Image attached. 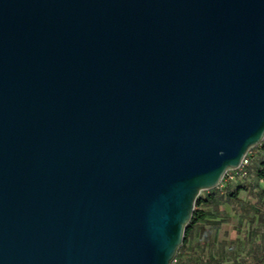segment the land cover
I'll list each match as a JSON object with an SVG mask.
<instances>
[{
  "label": "water",
  "instance_id": "water-1",
  "mask_svg": "<svg viewBox=\"0 0 264 264\" xmlns=\"http://www.w3.org/2000/svg\"><path fill=\"white\" fill-rule=\"evenodd\" d=\"M263 138L264 0H0V264H172Z\"/></svg>",
  "mask_w": 264,
  "mask_h": 264
},
{
  "label": "rangeland",
  "instance_id": "rangeland-1",
  "mask_svg": "<svg viewBox=\"0 0 264 264\" xmlns=\"http://www.w3.org/2000/svg\"><path fill=\"white\" fill-rule=\"evenodd\" d=\"M252 152L245 175L228 170L217 187L199 192L194 207L204 219L189 228L172 264H264V189L255 174L264 147Z\"/></svg>",
  "mask_w": 264,
  "mask_h": 264
},
{
  "label": "trees",
  "instance_id": "trees-1",
  "mask_svg": "<svg viewBox=\"0 0 264 264\" xmlns=\"http://www.w3.org/2000/svg\"><path fill=\"white\" fill-rule=\"evenodd\" d=\"M261 146L264 147V138L263 140L260 142ZM254 148V147H253ZM255 160V156H253L252 158V161ZM251 161V162H252ZM250 162V163H251ZM249 163V164H250ZM255 174L256 176L258 177V179H260L262 182H263V189H264V157L262 159H260L256 165H255ZM202 202V199L198 198L196 199L195 201V205H199L200 203ZM204 219V212L202 209H195L194 207V211H193V214H192V217L189 221V223L187 224L186 228H185V232H184V238H183V241L180 245V247H183L184 244L186 243V239H187V236L189 234V228L192 226L193 223L195 222H198V221H201ZM175 259V258H174Z\"/></svg>",
  "mask_w": 264,
  "mask_h": 264
},
{
  "label": "built area",
  "instance_id": "built-area-1",
  "mask_svg": "<svg viewBox=\"0 0 264 264\" xmlns=\"http://www.w3.org/2000/svg\"><path fill=\"white\" fill-rule=\"evenodd\" d=\"M254 154L252 152V148L250 150H248V152L244 155L240 165L234 169L236 171H238L239 175H245L246 172V166L249 165V163L252 161ZM174 261V260H173Z\"/></svg>",
  "mask_w": 264,
  "mask_h": 264
}]
</instances>
